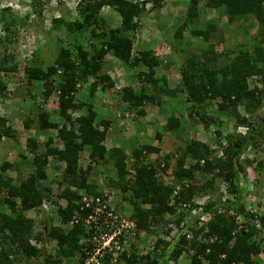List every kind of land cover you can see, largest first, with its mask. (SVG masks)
<instances>
[{
  "label": "trees",
  "instance_id": "1",
  "mask_svg": "<svg viewBox=\"0 0 264 264\" xmlns=\"http://www.w3.org/2000/svg\"><path fill=\"white\" fill-rule=\"evenodd\" d=\"M47 1L38 0L33 9L39 18L38 30L45 40L53 34L62 35L63 40L54 50L48 42L37 46L27 64L9 51L17 30L28 25L27 17L0 8V101L7 95L15 98L21 91L7 92L8 80L17 77L23 87L22 98H15V105L21 102L15 118L28 134L22 147L31 154L26 158L13 152L15 162L3 159L0 163V264H30L31 259H40L35 264L82 263L88 256L84 250L92 246L87 240L93 230L85 233L81 222L66 226L75 212L81 214L77 209L82 194L105 199L115 212L125 206L129 209L126 216L119 212L132 225L117 239L123 250L115 263H109L108 255L103 264H179L180 260L185 264H259V256L264 255V209L245 206L248 185L242 174L246 169L264 172V116L257 114L264 105V0H172L184 8L168 42L170 55L176 52L180 59L177 84L172 88L164 76L156 74L158 67L166 68L170 61L162 64L163 57L153 54L152 46L136 45L133 50L138 21L158 11L161 0H77L74 19L61 13L44 29L41 11ZM201 9L216 12L228 23L240 22L238 36L246 34L241 22L253 18L258 30L250 49L235 44L232 50L216 52L209 38L217 17L197 28L192 24L205 14ZM191 37L201 39L197 49L191 47ZM107 55L138 83L119 89L128 113L125 123L132 122V113L142 117L144 108L157 98L154 105L159 110L173 112L165 118V133L178 138L177 133L185 130L179 115L186 108L187 122L200 124L204 140L187 139L176 154L147 162V155L157 154L158 149L139 138L135 146L106 149L110 122L98 117L89 101L114 85L102 71ZM87 82L89 100L76 99L75 93ZM51 104L53 115L47 109ZM8 122L0 116V142L18 145ZM49 158L61 165L56 178L47 170ZM170 160L172 182L163 184L157 175ZM21 165L29 170L24 179L19 177ZM9 170L15 178L3 174ZM100 174L104 175L101 184ZM51 185L58 194H51ZM106 189L111 196H104ZM200 195L207 197L195 201ZM45 205L50 214L43 210ZM31 211L35 217H27ZM202 217L206 219L201 221ZM158 225L165 236L175 228L174 237H153L150 242Z\"/></svg>",
  "mask_w": 264,
  "mask_h": 264
},
{
  "label": "rangeland",
  "instance_id": "2",
  "mask_svg": "<svg viewBox=\"0 0 264 264\" xmlns=\"http://www.w3.org/2000/svg\"><path fill=\"white\" fill-rule=\"evenodd\" d=\"M180 1V0H179ZM38 0H1L0 1V8L2 7H8L11 11H13L18 16H25L27 17L28 25L25 28L18 29L16 32V35L14 37L15 42H12L9 45V51L13 52V54H16L18 60L22 63H29L30 59L26 61L27 58L30 57L31 53L35 51L37 46L44 45V42L49 43V48L54 50L57 48L58 43L62 42L63 40L62 35L58 34L57 37L54 36V34L49 36L48 40H45L40 33V30H38V23L39 18L34 13L33 9L35 5H37ZM75 2L77 0H48L47 3L42 4V11H41V18L42 26L44 29H47L50 26V19L52 17L61 16V13L64 15H68V19L72 20L76 17V12L74 9ZM185 2L184 0L182 1ZM32 3V4H31ZM172 0H166L164 3H161V8L158 11H152L146 13L140 20L138 21V29L134 35V51L136 45H145L147 47H151L155 42L157 44L156 47H154L153 54L156 56L163 57L162 64L164 62H169V66L166 68L161 67L157 68V75L158 76H164L165 80L167 82L168 88H172L174 85L177 84V67L179 64V55L175 52L172 55H170L169 51V41H170V34L173 32V26L176 24V21L182 20V15L184 8L182 6H173ZM187 4V2H186ZM185 4V6H186ZM180 5V4H179ZM148 7V6H147ZM68 12V13H67ZM207 14L205 12L202 13L203 15H199V17L196 18V21L192 24H194V27L197 28L200 26V24H204V22L207 21V19L216 18L217 22L215 26V30L211 31L209 43L215 44V51L221 52L223 50H232L233 46L235 44H241L247 48L250 49V46L254 43V35L257 32L256 23L253 18L248 19L245 22H241L242 28L246 31V34L244 36H238L235 32L240 28V22L235 21L228 23L225 19L220 18L217 16L216 12H212L207 10ZM114 18V17H113ZM198 23V24H197ZM186 32L188 29H186ZM0 35H2L0 33ZM185 36H189L188 34ZM166 39V40H165ZM201 39L193 38L191 37L190 44L191 47L194 49H197L196 44L200 42ZM40 43V44H39ZM201 43V42H200ZM42 44V45H41ZM203 44V43H202ZM155 45V44H154ZM142 47V46H140ZM139 47V48H140ZM189 48V47H188ZM198 51V50H196ZM50 58L47 56V60L49 61ZM29 61V62H28ZM111 62V60H109ZM108 62V63H109ZM120 65V63H118ZM121 66V65H120ZM118 68H114L113 66H105L102 62V71L108 76V73L110 72V76L114 81L116 82L115 85L111 89L108 90L107 93H101L98 91V93L93 96V98H90V101L96 110H98V117L101 119L108 120L110 123L106 130L104 145L106 149H110L113 146H123V144H129V145H136L137 142L140 141H146L150 142L151 146H154L158 149L157 154H150L146 157L147 161H152L156 156L162 157L165 155H171L176 154V151H178L182 146L184 141L187 139H195L199 141H203L204 133L201 129L200 124H190L187 122L186 119V108L183 109L182 114L179 115L181 124L185 127L184 131H179L177 133V137H172L169 134L165 133L162 129V126L164 124L165 118L167 115H169L172 111L170 108H161L160 106L154 105L157 98H153V104L147 105L144 108V115L142 117H134L133 114V120L130 123H125L126 120L125 116L128 114L126 111L123 110V103L121 102L119 98V91H116L114 89L115 86H118L121 89L122 85H128L126 80V74L129 72L126 68H123V75H122V68L117 66ZM131 76V75H130ZM24 77V76H22ZM128 78V75H127ZM17 77L13 80H8V83L6 85L8 94H11L12 92L15 93L18 89L19 91L15 98L20 99L22 87L23 84H17ZM90 82H87L81 88L75 93L76 99H84V101L89 100V98L86 96V90L88 87V84ZM138 83L133 81L132 86H137ZM99 88V85H98ZM16 90V91H15ZM39 93L40 89H35L34 92ZM155 97V96H154ZM11 95H7L2 101H0V116H6L9 120L8 125L12 128V130L15 131V137L22 140L20 143L21 145H24L25 140V131L22 130L21 125L19 123V120L15 118V115L20 112V104L21 102L16 103L15 105V99ZM37 101L40 102V99L37 98ZM182 102V101H181ZM179 103V102H178ZM25 104V103H24ZM264 105L259 108L257 111L258 115L264 116ZM47 109L50 110L51 115H53V109L54 105H48ZM213 110V106L211 108ZM173 113V112H172ZM75 115H77L75 113ZM131 115V114H130ZM175 116H177L175 114ZM51 118L56 121L57 118L55 116H51ZM31 131V130H29ZM131 134L133 135L132 139L129 140ZM156 134H159L160 138L157 139L155 137ZM137 138L140 139V141H137ZM42 140V137L36 138V143L40 144ZM5 147H3L0 143V163L3 159H6L7 161L14 162L15 156H12V151H7ZM17 154H21L25 156L26 158H30L31 154L23 147L19 148L17 151ZM125 154H130V148L125 150ZM259 157V154L257 155V158ZM52 159L49 158L50 165L47 167V170L49 172L54 173L56 176H59L61 172V165L59 163H54L51 161ZM129 161V160H128ZM127 161V162H128ZM80 164L82 167H84V161L81 160ZM173 160H170L168 162V166L165 169L163 173L158 172L157 175L158 178L162 181L163 184H170L172 182V170H173ZM22 172L20 174V179H24L26 176V173L29 171L27 166H20ZM103 170L106 169V166L101 167ZM246 172V173H245ZM255 173L257 176L255 177ZM5 176H9L12 178H15V174L9 171H5L3 173ZM244 175L245 180L247 182V192L245 195V206L253 211H261L264 209V172H253L250 169H246L242 176ZM104 178L103 174H100L98 177V183L101 184L104 182L102 179ZM198 178V177H197ZM255 179V180H254ZM254 180V181H253ZM51 194L54 196L58 194V189L55 188L54 185H51ZM109 190H104L103 194L105 193L108 196H111V193H108ZM206 195H200L194 198L195 201L201 202L206 198ZM43 210H45L47 213L51 212V209L48 206H44ZM118 212H120L122 215L126 216L129 212V209L125 206V208L119 209ZM35 217L34 212H28L27 217ZM162 226L158 225L155 228V234L151 235L149 238L150 242H154L153 237L155 238H169L170 240L174 237L175 234V228L171 230L169 235H164L161 232ZM165 240V239H164ZM51 246V245H50ZM52 248V247H51ZM143 250V249H142ZM44 254V253H43ZM262 263L264 264V257H260ZM37 261H40V259H31L30 264L38 263ZM179 264H185L184 260H180Z\"/></svg>",
  "mask_w": 264,
  "mask_h": 264
},
{
  "label": "built area",
  "instance_id": "3",
  "mask_svg": "<svg viewBox=\"0 0 264 264\" xmlns=\"http://www.w3.org/2000/svg\"><path fill=\"white\" fill-rule=\"evenodd\" d=\"M104 196L107 195L104 194ZM77 211L81 214L75 212L66 226L71 227L73 224L81 222L85 233L90 234L89 231L93 230L91 238L87 240L92 242V246L89 250H84L88 256L80 264H103L104 257L108 255L111 256L109 263H115L123 250L117 239L123 238V232L132 225L119 212L113 211L109 202L99 197L82 194ZM205 219L202 217L200 220L204 221ZM82 242L83 239L80 240L79 244Z\"/></svg>",
  "mask_w": 264,
  "mask_h": 264
},
{
  "label": "crops",
  "instance_id": "4",
  "mask_svg": "<svg viewBox=\"0 0 264 264\" xmlns=\"http://www.w3.org/2000/svg\"><path fill=\"white\" fill-rule=\"evenodd\" d=\"M172 4V3H171ZM173 5V4H172ZM173 6H177V5H173ZM179 6V5H178ZM201 10H203V12H206V14L208 13L207 12V9H201ZM220 18H223V19H225V17H222V16H220ZM208 20V19H207ZM155 44V45H154ZM153 45H152V51L154 50V47H156L157 46V44H156V42L154 43ZM154 53V52H153ZM158 57H161V56H158ZM109 60H111V62H109ZM109 62V63H108ZM119 62H117V61H115L114 59H112L111 57H109L108 55L104 58V60H103V65L105 64V66H113L114 68H118L117 66H119L120 68H122V75H123V66H120L119 64H118ZM107 74H108V77L113 81V84L115 85V81H114V79H112L111 78V76L109 75L110 74V72L108 73V70H107ZM126 75V80H128L127 81V83H128V85H131L132 86V84H133V79L132 78H130V75L131 74H129V72H127V73H125ZM127 75H128V78H127ZM84 85V84H83ZM82 85V86H83ZM128 85H122L121 87H123V86H128ZM124 104V103H123ZM123 107H124V105H123ZM25 137H27V133L25 132ZM16 140L18 141V145H16V144H14V143H8V142H6V140H2L0 143H1V145L3 146V147H5L6 149H8L7 151H12V156H11V158L13 157V156H15L14 154H13V152H17L18 151V149L19 148H21L22 147V145L20 144L21 142H22V140H20V139H18V138H16ZM23 148V147H22ZM10 162V161H9ZM15 162V161H14ZM10 163H12V162H10ZM20 171H22V170H20ZM260 257H264V255H260L259 256V259L261 260V258ZM261 263H262V261H260Z\"/></svg>",
  "mask_w": 264,
  "mask_h": 264
},
{
  "label": "clouds",
  "instance_id": "5",
  "mask_svg": "<svg viewBox=\"0 0 264 264\" xmlns=\"http://www.w3.org/2000/svg\"><path fill=\"white\" fill-rule=\"evenodd\" d=\"M60 1H62V0H60ZM161 1H162V3H163L165 0H161ZM146 7H147V5H146ZM147 8H148V7H147ZM114 89H115L116 91H119L120 88H119L118 86H115ZM122 103H123V102H122ZM48 214H50V213H48Z\"/></svg>",
  "mask_w": 264,
  "mask_h": 264
}]
</instances>
